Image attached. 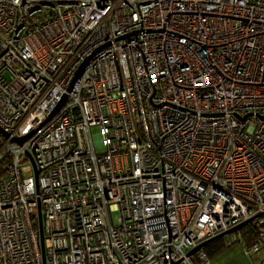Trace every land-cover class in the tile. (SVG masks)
<instances>
[{
	"label": "built area",
	"instance_id": "2783aa9c",
	"mask_svg": "<svg viewBox=\"0 0 264 264\" xmlns=\"http://www.w3.org/2000/svg\"><path fill=\"white\" fill-rule=\"evenodd\" d=\"M254 217L264 0H0V264H208Z\"/></svg>",
	"mask_w": 264,
	"mask_h": 264
},
{
	"label": "rangeland",
	"instance_id": "374dc122",
	"mask_svg": "<svg viewBox=\"0 0 264 264\" xmlns=\"http://www.w3.org/2000/svg\"><path fill=\"white\" fill-rule=\"evenodd\" d=\"M29 175L27 173V176ZM228 237L225 236L222 239L227 241ZM207 259L208 264H264V238L258 244V252L255 254H247L243 244L239 240H234L233 244L224 248L220 253L212 256L207 255Z\"/></svg>",
	"mask_w": 264,
	"mask_h": 264
},
{
	"label": "trees",
	"instance_id": "16d2710c",
	"mask_svg": "<svg viewBox=\"0 0 264 264\" xmlns=\"http://www.w3.org/2000/svg\"><path fill=\"white\" fill-rule=\"evenodd\" d=\"M258 225H259V222L254 221L237 233L236 235V237H238L237 240H239L245 248H249L253 244L259 241L261 242L263 240L264 223L262 226H258ZM226 247H229L227 246V241L221 238V239H218L206 245L203 249L206 255L212 256V255L220 253Z\"/></svg>",
	"mask_w": 264,
	"mask_h": 264
},
{
	"label": "water",
	"instance_id": "95a60500",
	"mask_svg": "<svg viewBox=\"0 0 264 264\" xmlns=\"http://www.w3.org/2000/svg\"><path fill=\"white\" fill-rule=\"evenodd\" d=\"M85 65H86V64H84L83 67H84ZM83 67L81 68V70L83 69ZM81 70H80V71H81ZM24 140H25V138L19 140V141H18V144L21 145V144L23 143ZM258 216H260V215H258ZM258 216H257V217H258ZM255 219H256V217L251 218L249 221L244 222V223H242L241 225H239V226H237V227H235V228H233V229H231V230H229V231H227V232H225V233L219 235L218 237H216V238H214V239H212V240H210V241H208V242H205V243L199 245V246L196 247L194 250H192V251L189 253V255H193V254L197 253L198 251H200L201 249H203L206 245H208V244H210V243H212V242H214V241H216V240H218V239H221V238H223V237H225V236H232V235L236 234L237 232H239L240 230H242L244 227H246L250 222H252V221L255 220ZM41 240H42V239H41Z\"/></svg>",
	"mask_w": 264,
	"mask_h": 264
}]
</instances>
